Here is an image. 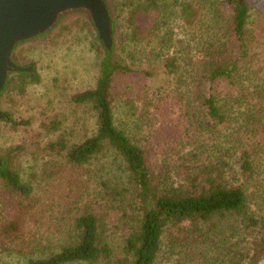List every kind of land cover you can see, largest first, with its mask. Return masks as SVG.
I'll list each match as a JSON object with an SVG mask.
<instances>
[{"label":"trees","instance_id":"trees-1","mask_svg":"<svg viewBox=\"0 0 264 264\" xmlns=\"http://www.w3.org/2000/svg\"><path fill=\"white\" fill-rule=\"evenodd\" d=\"M225 3L224 10L212 0H112L115 51L101 44L91 21L77 19L89 28L93 46L104 57L95 86L75 94L71 102L92 106L97 128L81 142L60 138L42 151L83 167L107 150L125 177L119 182L97 179L99 192L89 199L96 203H86L85 210L73 215L69 241L27 264H157L160 259L172 264H264V80L244 88L240 70L248 54L252 8L246 0ZM177 27L194 42V49L188 44L172 51L184 42L176 38ZM23 67L33 71L13 72L0 102L4 95L23 93L40 81L33 63ZM158 67L178 86L188 124L179 156L160 173L127 124L118 121L113 106L120 75L142 71L151 77L156 75L151 71L159 73ZM162 88L155 92L158 105L168 92ZM50 120L43 127L55 133L62 122ZM0 121L14 127L30 124L1 110ZM19 149L0 157V180L18 201L0 230V248L12 253L22 252L17 248L19 214H24L35 188L34 181H25L11 165ZM105 204L110 206L105 213L115 218L114 228L96 210Z\"/></svg>","mask_w":264,"mask_h":264},{"label":"rangeland","instance_id":"rangeland-1","mask_svg":"<svg viewBox=\"0 0 264 264\" xmlns=\"http://www.w3.org/2000/svg\"><path fill=\"white\" fill-rule=\"evenodd\" d=\"M212 1L221 9L228 7L225 0ZM246 2L252 12L246 37L248 54L240 64V70L245 75L244 88L250 89L262 84L261 79L264 80V0ZM201 13L205 15L206 11ZM210 18L208 16L207 20ZM77 19L87 20L85 17H72L61 25H67L68 30H59V27L48 37L23 43L14 52L20 66L35 65L40 81L27 86L23 93H10L2 98L1 111L12 114L14 120L30 121V124L14 127L7 121H0V157L20 148L13 154L11 165L25 181H34L35 188L24 214H19L22 216V229L17 248L22 252H6L0 248V264H27L33 257H44L51 253V248L66 244L69 241L66 235L74 225L71 220L73 215L85 210L86 203L91 206L96 203L89 199L99 192L97 179L105 177L119 182L125 177L114 154L107 150L83 167L68 164L62 157L42 151L60 138L69 144L81 142L92 136L97 128V114L92 106L71 102L75 94L95 86L104 57V52L93 46L89 28ZM174 32L177 33L176 38L184 42L172 51L177 53L188 44L194 49V42L180 28L177 27ZM233 49L239 55L238 47ZM158 69V72L161 71ZM151 72L156 75L149 77L142 71L120 75L113 89V106L118 121L122 125L127 124L131 135L150 155L155 171L160 173L179 156L178 144L185 137L188 124L182 117L185 110L183 103H179L178 86L161 72ZM159 88L168 90L166 99L160 105L155 95ZM54 117L62 124L55 133H49L43 124ZM88 176L92 178L88 179ZM13 202L18 201H13L0 180V230L3 221L17 208H14ZM98 207V214L106 216L108 228H114L115 218L104 211L110 206L105 204L104 209ZM262 208L264 214V206ZM116 238L119 239L118 236ZM157 264L172 262L160 259Z\"/></svg>","mask_w":264,"mask_h":264},{"label":"water","instance_id":"water-1","mask_svg":"<svg viewBox=\"0 0 264 264\" xmlns=\"http://www.w3.org/2000/svg\"><path fill=\"white\" fill-rule=\"evenodd\" d=\"M76 16L91 21L101 44L108 51H115L117 33L112 0H0V95L13 72L33 71L16 62L17 45L50 35ZM1 162L2 159L0 165Z\"/></svg>","mask_w":264,"mask_h":264}]
</instances>
